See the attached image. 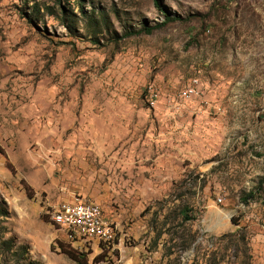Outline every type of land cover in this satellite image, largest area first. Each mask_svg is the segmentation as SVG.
<instances>
[{
  "label": "rangeland",
  "instance_id": "rangeland-1",
  "mask_svg": "<svg viewBox=\"0 0 264 264\" xmlns=\"http://www.w3.org/2000/svg\"><path fill=\"white\" fill-rule=\"evenodd\" d=\"M75 198L112 264H264V0H0V264H92Z\"/></svg>",
  "mask_w": 264,
  "mask_h": 264
},
{
  "label": "built area",
  "instance_id": "built-area-1",
  "mask_svg": "<svg viewBox=\"0 0 264 264\" xmlns=\"http://www.w3.org/2000/svg\"><path fill=\"white\" fill-rule=\"evenodd\" d=\"M195 93L188 86L184 94ZM47 214L54 225L66 231L71 240H96L104 245H114L117 237L116 227L106 220L98 204L93 201L75 198L48 208Z\"/></svg>",
  "mask_w": 264,
  "mask_h": 264
},
{
  "label": "trees",
  "instance_id": "trees-1",
  "mask_svg": "<svg viewBox=\"0 0 264 264\" xmlns=\"http://www.w3.org/2000/svg\"><path fill=\"white\" fill-rule=\"evenodd\" d=\"M158 6V5H157ZM163 16H164V18H165V20L168 22V21H172L173 19L168 15V14H166V13H164L163 14ZM156 28H158V27H153V28H149V29H145L144 31H145V33H150L153 29H156ZM114 244H116V241H115V243ZM113 248V246L112 245H105L104 247H102V253H100L99 255H97V256H95L94 258H93V261H92V264H112L110 261H108V260H106V259H104V257H105V251H108V250H110V249H112Z\"/></svg>",
  "mask_w": 264,
  "mask_h": 264
}]
</instances>
